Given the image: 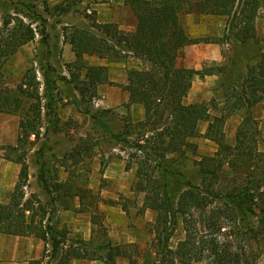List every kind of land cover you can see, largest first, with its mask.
I'll return each instance as SVG.
<instances>
[{
	"label": "trees",
	"instance_id": "16d2710c",
	"mask_svg": "<svg viewBox=\"0 0 264 264\" xmlns=\"http://www.w3.org/2000/svg\"><path fill=\"white\" fill-rule=\"evenodd\" d=\"M124 3L136 18L132 35L121 33L116 23L97 22L92 25L95 31L74 27L66 38L76 57L74 65L79 71H84L85 80L79 81V74L74 77V83L80 82L78 90L81 96L84 95V88L95 90L108 81L107 66L86 64L85 55L110 59L119 56L116 46L121 44L135 63L126 72L127 83L123 89L128 93L127 107L132 103L141 104L144 118L139 122H124L112 139L141 151L140 140L131 141L129 137L137 134L143 138L149 132L152 133L151 150L155 151L153 154L158 153L155 156L143 149L145 159H138L136 153L131 154L137 159L134 161L137 168L133 189L144 193L143 210L156 212L152 223L154 237L143 254V264H162L165 258L169 264H173L175 259L179 264H260V258L264 257V157L256 147L259 131L250 108L264 102V50L255 63L246 65L244 81L241 86L233 87L234 93L227 98V105L220 116L211 115L204 102L186 104L184 99L195 75H211L225 67L203 70L182 67L177 64V53L183 46L201 41L188 34L182 20L184 13L227 17L228 36L217 43L229 42L230 35L237 42L246 43L257 38L254 21L260 10H264V0H124ZM35 35L32 24L22 17L11 13L2 17L0 113L24 112L25 117L19 121L17 144L0 146L3 158L20 165L9 202H0V233L33 235L44 242L41 258L29 264H69L73 258L98 259L106 264H116L119 256L127 257L129 264H134L133 255L127 249L130 244L114 245L108 240L94 247L91 241L80 238L70 244L66 227L56 229L43 224V217L36 221L34 214L29 215L34 208L23 191L29 173L25 153L20 149L31 134L36 136L40 127L39 107L37 110L24 108L26 99L40 101V81L35 69L30 68L15 88L9 87L4 81V66L23 45L33 41ZM202 40L215 42L208 38ZM123 57L121 54V60ZM61 79L66 80L65 77ZM74 103L78 106L77 100ZM28 112H33L35 117L26 116ZM236 112L242 114V119L236 129L234 144L229 145L223 141L222 125L227 117ZM203 122H207L205 136L214 141L218 149L213 155H204L198 161L200 183L194 184L178 178L179 174L164 167V159L159 161V157L164 158L167 153L176 151L183 153L185 150L181 147L191 146L189 138L198 134V127ZM92 149L93 146L81 137L61 159L60 165L67 170V178L51 185L55 191H60L58 198H77L81 210H87L82 208V204L92 190L76 183L74 178L77 175L71 171L68 162L73 165L80 163L92 156ZM256 156L262 162L261 166L255 162ZM148 160L153 164H147ZM129 165L125 168L128 169ZM240 167L244 171L242 181L229 189L226 186L224 190L219 188L224 182L222 176L225 170L235 174ZM165 175L183 183L180 192H171L163 184ZM225 176L224 179L232 178ZM229 180L233 182V178ZM70 207L63 205L62 208ZM178 215L182 216L185 236L172 250L169 240L175 231ZM92 218L95 224L94 216ZM226 227L232 231L223 236L221 232ZM92 232L94 234V227ZM101 249L106 250L103 252Z\"/></svg>",
	"mask_w": 264,
	"mask_h": 264
},
{
	"label": "rangeland",
	"instance_id": "374dc122",
	"mask_svg": "<svg viewBox=\"0 0 264 264\" xmlns=\"http://www.w3.org/2000/svg\"><path fill=\"white\" fill-rule=\"evenodd\" d=\"M7 13L22 17L32 24L36 32L34 40L23 45L4 66V81L9 87L15 88L30 68L35 69L40 81V101L26 99L24 105L25 109L31 107L37 110L39 107L40 127L36 136L31 134L26 140L27 143L20 149L25 153L29 173L28 182L23 187V191L25 198H30L33 202L34 208V212L29 215L34 214L36 221L43 217V224L52 225L56 229L65 226L61 220L63 214L59 212V209L63 205L72 206L73 200L58 198L60 191H55L51 185L67 178L68 172L60 165L61 159L82 137L93 146L92 156L84 158L76 165L71 162H68V165L77 175L74 178L76 183L92 190L90 194H87L82 205V208H86L94 216L91 245L97 247L110 239L111 243H114L112 236L108 234L112 233L111 224L114 223L117 230L121 226V234L130 236L134 241L127 246L128 251L133 255L134 264H143V254L150 247L154 237L152 223L155 221L156 212L151 209L143 210L144 193L133 189L137 168L134 161L137 159L131 157V154L136 153L138 159H145V151H151L153 154L155 151L151 150L153 142L150 140L152 133L148 132L143 138L137 134L129 137L131 141L139 139L145 151L143 149L136 151L112 139V135L121 130L124 122L136 119L126 102L121 105L119 95L124 86L126 72L135 66V63L121 44L116 46L119 56H113L110 59L85 55L86 64L107 66L108 81L101 84L102 91L99 92L100 85L95 90L84 88V95L81 96L78 90L80 82L74 83V77L79 74V81L85 80L84 71H79L74 65L76 57L66 38L74 27L95 31L92 25L97 22H113L116 23L120 32H130L121 30V25L125 29L130 28V16L125 13L121 0H43L42 2L0 0V22ZM182 20L190 37H206L220 41L228 36L227 17L184 13ZM254 27L257 37L255 40L240 43L230 35L232 41L228 42L231 44L229 64L216 74V78L202 82L197 80L192 83L184 99L186 104L204 102L208 105L211 115L220 116L223 113L227 98L234 93L233 87L241 86L246 77V65L255 63L258 55L264 50L263 9L255 19ZM201 47L205 54L217 55L212 46L205 44ZM121 54L124 56L122 60ZM204 60L209 63L211 59L204 57ZM178 63L179 66L186 63L184 55L179 58ZM61 77H65L66 80L63 81ZM74 100H77L78 106L75 105ZM250 112L258 125L256 147L264 157V102L252 106ZM28 115L35 117L33 112H28L26 116ZM0 116L4 120L0 118L1 124L5 122L11 126L14 122L19 125L20 119L25 117V114L24 112L0 113ZM241 119L242 114L236 112L224 120L222 131L223 141L226 144H234L236 129ZM206 128L207 122L199 125L198 134L189 138L191 146L181 147L185 150L183 153L179 151L167 153L164 158L160 156L159 161L164 159L163 166L176 171L179 174L178 178H184L194 184L200 183L198 161H201L204 155H213L218 149V145L205 136ZM12 134L14 135L13 145H16L20 134L18 126L14 128ZM6 145L11 144L0 141V146ZM0 152L2 153L1 150ZM153 155L157 156L158 153ZM256 161L261 166L262 162L258 161V157L257 160L255 158ZM148 162L147 164H153L150 160ZM103 163L106 164L104 167ZM127 164H130L128 169L125 168ZM232 173L234 172L225 170L222 176L224 182L219 188L222 187L221 189L224 190L226 186L229 189L242 181L244 171L241 167L236 169L235 174ZM225 175L232 177L233 182L229 180L232 178L224 179ZM175 180L170 175H165L162 182L171 189V192L177 193L183 188V183ZM232 229L226 227L221 233L224 236ZM116 232L114 231L113 234ZM127 236L121 242L122 246L128 245ZM184 236L182 216L178 215L175 231L169 240V248L175 250L177 243ZM69 238V243L74 244L77 235H70ZM220 238L224 237L220 236ZM105 250L101 249L103 252ZM162 264H169V261L165 258ZM173 264L179 263L175 259ZM260 264H264V257L260 258Z\"/></svg>",
	"mask_w": 264,
	"mask_h": 264
},
{
	"label": "crops",
	"instance_id": "0c3cea01",
	"mask_svg": "<svg viewBox=\"0 0 264 264\" xmlns=\"http://www.w3.org/2000/svg\"><path fill=\"white\" fill-rule=\"evenodd\" d=\"M123 9L125 13L130 16V28L125 29L123 25H121V30H128L130 32H121L126 35H132L135 31L136 26V18L129 8V6L125 5L124 0H121ZM101 16V15H100ZM124 21V20H123ZM105 23V22H104ZM189 34V33H188ZM193 38V37H191ZM202 38H195L197 40H201L195 44L185 45L179 49L177 53V64L179 65L178 61L179 58L184 55L186 63L182 67L187 68H194L196 70H203L205 68L210 67H224L225 65L229 64L230 58V51H231V44L228 42L217 43L218 41L212 40L215 42H204ZM205 43L207 46H212L211 48L217 52V55H209L205 54L201 44ZM217 44L215 47L214 45ZM217 47V48H216ZM196 54V55H195ZM205 54V55H204ZM203 56V57H202ZM205 58L211 59L208 61L204 60ZM219 71L213 72L211 75H205L200 77L199 75H195L192 79V83L195 81H205L210 78H216V74ZM127 80L123 81L125 85ZM192 87V85H191ZM102 85L99 86V92L102 91ZM190 91V90H189ZM189 93V92H188ZM121 105L125 102H128V93L123 89H121ZM190 104V103H189ZM133 115L136 116L135 121L132 122H139L142 121L144 118V111L141 104L132 103L128 106ZM3 120V118L0 116ZM1 121V120H0ZM4 121V120H3ZM0 126V141H5L11 145L14 143V135L13 130L17 128V122L8 126L5 122ZM20 171V165L6 160L3 158L2 153L0 152V202L1 203H8L13 192L14 186L18 180V175ZM83 205V204H82ZM80 204L78 199L75 198L73 200V204L69 209H59L63 215L61 216V220L65 224L66 229L68 230L67 239L69 242V236L77 235V238H80L84 241H92L93 239V232L92 229L94 227L93 221V213H90L88 210H81L79 209ZM123 213V211L120 210ZM113 230H110L112 233H108L112 236V240L114 245H121V242L124 241L126 234H121V226H119V230H117L116 225L114 223L111 224ZM114 231H117L116 234H113ZM123 238V239H122ZM128 244L133 243V239L130 236H127ZM111 240V239H110ZM44 242L33 235H15V234H4L0 233V264H29L30 261L40 259L43 253ZM127 257L119 256L116 258V264H129V259ZM69 264H106L102 260L98 259H84V258H73L69 261Z\"/></svg>",
	"mask_w": 264,
	"mask_h": 264
}]
</instances>
